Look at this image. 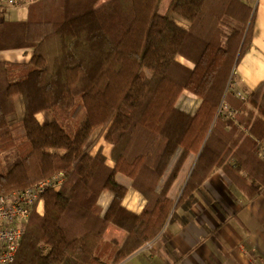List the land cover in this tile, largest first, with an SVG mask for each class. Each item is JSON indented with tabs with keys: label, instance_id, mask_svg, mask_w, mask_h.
<instances>
[{
	"label": "trees",
	"instance_id": "obj_1",
	"mask_svg": "<svg viewBox=\"0 0 264 264\" xmlns=\"http://www.w3.org/2000/svg\"><path fill=\"white\" fill-rule=\"evenodd\" d=\"M161 2L62 0L61 19L0 22V52L32 51L27 62L0 60V193L66 175L44 193L43 213L31 214L12 264H119L218 169L248 197L264 195V81L238 95L233 72L251 47L256 9L169 0L161 14ZM186 91L200 98L194 113L181 105ZM18 95L24 115L10 122ZM43 111L51 120L40 123ZM98 127L114 166L102 146L91 154ZM118 174L145 197L140 213L123 206ZM104 190L113 199L103 212ZM111 225L122 239L107 238Z\"/></svg>",
	"mask_w": 264,
	"mask_h": 264
},
{
	"label": "crops",
	"instance_id": "obj_2",
	"mask_svg": "<svg viewBox=\"0 0 264 264\" xmlns=\"http://www.w3.org/2000/svg\"><path fill=\"white\" fill-rule=\"evenodd\" d=\"M26 4L28 3L16 7L0 0V22L4 19H23L15 13ZM252 4L256 9L252 44L233 71L234 88L242 96L264 81V0H253ZM168 5L169 0H162V14ZM31 55V50H7L0 52V60L27 62ZM14 101L15 112L12 116H17L18 119L13 120L17 121L24 115L23 97L18 95ZM199 103L200 98L188 91L181 100V105L191 113L195 112ZM36 117L40 123L51 120L44 111L37 113ZM101 129L96 130L99 132ZM104 133H100L98 138L96 134L92 137L91 154H95L102 146L107 164L114 166L111 159L112 143L104 139ZM188 177L189 175L177 194V200ZM117 178L128 187L122 201L123 206L140 213L146 204L145 197L131 186V181L126 176L118 174ZM112 199L113 193L110 190L101 192L98 205L103 212ZM43 209L44 203L40 207V213H43ZM124 234V230L115 225L107 230V238L115 237L120 240ZM119 264H264V195L248 197L226 172L218 169L187 200V207L179 208L176 216L167 221L154 239Z\"/></svg>",
	"mask_w": 264,
	"mask_h": 264
},
{
	"label": "built area",
	"instance_id": "obj_3",
	"mask_svg": "<svg viewBox=\"0 0 264 264\" xmlns=\"http://www.w3.org/2000/svg\"><path fill=\"white\" fill-rule=\"evenodd\" d=\"M8 5L20 6L37 0H5ZM264 155V154H263ZM66 175L59 171L22 190L0 193V264H12L34 211L40 213L43 195L60 190Z\"/></svg>",
	"mask_w": 264,
	"mask_h": 264
},
{
	"label": "rangeland",
	"instance_id": "obj_4",
	"mask_svg": "<svg viewBox=\"0 0 264 264\" xmlns=\"http://www.w3.org/2000/svg\"><path fill=\"white\" fill-rule=\"evenodd\" d=\"M105 1H107V0H99V4H101V3L105 2ZM244 1L247 2L251 7L255 8L253 6V4H252L253 3V0H244ZM61 5H62V0H37V1L33 2V3H29L28 2V4H26V6L23 9H21L19 11H16L15 14H16L17 17L23 18V19L41 20V21H43V20L44 21L45 20H58V19L63 18V10L61 8ZM168 6L166 7V9H165V11H164L163 14H165L167 12ZM161 11H163V10H161ZM172 19L178 25H180V26H182L184 28H188L190 26V22L188 20L183 19V18H181V17H179L177 15H174L173 14L172 15ZM178 60L180 62L184 63L185 65H188V66H191V67L194 66V64L191 61L185 59L182 56H178ZM194 99H196V98H194ZM191 105H194V103L191 104ZM226 109L227 108H223L222 109V112L223 113H227L228 111ZM9 118H10L11 121L18 119L17 116L14 117L12 115ZM98 128H102V127H98ZM97 131L98 130H96L95 132L92 133V135L90 137V140H89V144L92 143L91 142V139H92V137L95 136V134H96V136L98 138V136L100 135V133H103V131L105 132V129L102 128L101 130H99V132H97ZM91 150H92V147H91ZM260 152L263 155L264 154V148L260 149ZM263 157H264V155H263ZM187 168H188V166L186 167V169L183 171V173L179 177L178 183L179 182L180 183L183 182L187 178L188 175L187 176L185 175L186 174V171H187Z\"/></svg>",
	"mask_w": 264,
	"mask_h": 264
}]
</instances>
